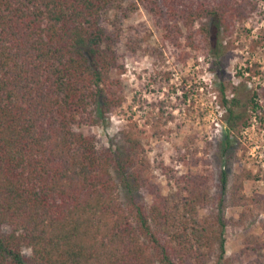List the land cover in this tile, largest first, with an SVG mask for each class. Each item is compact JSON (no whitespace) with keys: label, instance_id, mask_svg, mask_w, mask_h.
<instances>
[{"label":"trees","instance_id":"1","mask_svg":"<svg viewBox=\"0 0 264 264\" xmlns=\"http://www.w3.org/2000/svg\"><path fill=\"white\" fill-rule=\"evenodd\" d=\"M120 1L0 0V264H210L213 242L222 264L221 195L208 235L194 215L196 197L175 199L152 181L133 129L121 130L115 147L77 130L126 101L120 34L105 21ZM139 1L164 41L182 48V62L184 45L220 61L221 32L256 8L255 0ZM225 90L224 153L231 133L249 126ZM250 101L261 108L255 95ZM243 178L235 174L234 192ZM220 179L224 193L225 169Z\"/></svg>","mask_w":264,"mask_h":264},{"label":"rangeland","instance_id":"2","mask_svg":"<svg viewBox=\"0 0 264 264\" xmlns=\"http://www.w3.org/2000/svg\"><path fill=\"white\" fill-rule=\"evenodd\" d=\"M255 2L256 8L242 22L235 21L228 33L221 32L220 61L202 48L184 45L189 57L182 62V48L164 41L144 5L121 0L105 21L109 30L120 34L115 47L125 67L120 78L126 101L104 122L77 127L95 135L99 147L122 146L121 130L133 129L152 181L175 199L196 197L194 215L208 235L206 225L211 224L221 195L226 220L222 264H264V0ZM222 86L228 98H238V111L249 124L231 133L226 153ZM253 95L261 106L255 112ZM223 169L227 172L224 193ZM248 173L250 177L243 178ZM235 174L243 179L234 192ZM114 178L124 201L126 194L115 174ZM140 197L151 201L147 193ZM212 247L210 264H216L217 243Z\"/></svg>","mask_w":264,"mask_h":264}]
</instances>
